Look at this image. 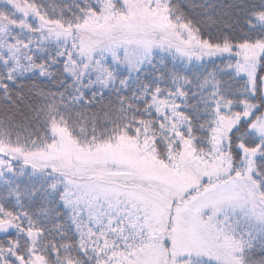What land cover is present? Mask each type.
Here are the masks:
<instances>
[{
	"label": "snow or ice",
	"instance_id": "snow-or-ice-1",
	"mask_svg": "<svg viewBox=\"0 0 264 264\" xmlns=\"http://www.w3.org/2000/svg\"><path fill=\"white\" fill-rule=\"evenodd\" d=\"M28 77L0 264H264V0H0V104Z\"/></svg>",
	"mask_w": 264,
	"mask_h": 264
},
{
	"label": "trees",
	"instance_id": "trees-1",
	"mask_svg": "<svg viewBox=\"0 0 264 264\" xmlns=\"http://www.w3.org/2000/svg\"><path fill=\"white\" fill-rule=\"evenodd\" d=\"M47 2H52L56 4H71L72 0H46ZM217 3H223L224 0H216ZM150 71H153L149 69ZM33 77H28L23 81V84L25 85L24 87L17 89L16 91L22 93L23 99H20L19 97H16V105L12 106L11 104H8L7 102H4L3 104H0V113H15L16 114V119L19 120L22 118L24 114L31 115L30 112V105H34L38 102V98H36L30 89L32 88V81ZM146 79H151V77H146ZM42 86H46L47 88L52 89L53 91H62V87L58 86L57 84L53 83L52 81H39ZM15 97V92L13 93ZM109 94L106 93V97H108ZM127 95V94H126ZM112 102H116V96L113 93L109 97Z\"/></svg>",
	"mask_w": 264,
	"mask_h": 264
}]
</instances>
